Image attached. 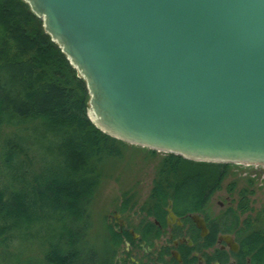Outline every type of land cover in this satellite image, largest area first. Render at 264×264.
<instances>
[{"label":"water","instance_id":"95a60500","mask_svg":"<svg viewBox=\"0 0 264 264\" xmlns=\"http://www.w3.org/2000/svg\"><path fill=\"white\" fill-rule=\"evenodd\" d=\"M107 134L264 165V0H25Z\"/></svg>","mask_w":264,"mask_h":264},{"label":"trees","instance_id":"16d2710c","mask_svg":"<svg viewBox=\"0 0 264 264\" xmlns=\"http://www.w3.org/2000/svg\"><path fill=\"white\" fill-rule=\"evenodd\" d=\"M88 105L84 78L45 31L42 18L25 0H0V172L8 176L0 177V250L15 252L16 217L37 234L54 219L58 225L41 248L45 264H113L110 242L120 235L108 220L93 232L90 207L104 168L122 157L128 143L99 129ZM227 170L228 162L167 152L148 195L158 203L172 197L192 205L219 188ZM247 185L239 188L235 207L225 209L226 227L249 243L253 259L264 261V226L242 215L250 209Z\"/></svg>","mask_w":264,"mask_h":264},{"label":"flooded vegetation","instance_id":"af4514ba","mask_svg":"<svg viewBox=\"0 0 264 264\" xmlns=\"http://www.w3.org/2000/svg\"><path fill=\"white\" fill-rule=\"evenodd\" d=\"M229 198L210 194L186 205L172 197L158 203L155 195H120L108 213L121 238L110 242L113 264H264L226 227Z\"/></svg>","mask_w":264,"mask_h":264},{"label":"rangeland","instance_id":"374dc122","mask_svg":"<svg viewBox=\"0 0 264 264\" xmlns=\"http://www.w3.org/2000/svg\"><path fill=\"white\" fill-rule=\"evenodd\" d=\"M29 133H32V130ZM127 143L123 148L122 157L116 158L113 166L109 165L103 170L101 182L90 207L93 221L91 230L93 232L95 230L98 232V229L103 228L109 220L108 213L112 207L118 204L119 196L124 190L132 189L135 195L149 194L157 163L167 153L154 149L155 153L153 154L149 147ZM37 145H39V141ZM0 177L4 180L8 176L0 172ZM250 177L253 178L252 183H248ZM14 184L16 186L17 182ZM244 185H247L251 190V192H246L250 199V209L242 215L247 214L255 219V223L258 222L264 226L263 164L228 162V170L220 187L212 192L214 200L220 199L227 203L226 195H230L229 205L235 207L239 196L238 190ZM212 204H214L213 200ZM13 222L16 236L11 247L15 252L13 254L6 253L1 248L0 260L2 262L0 264H45L41 257V248L46 245L47 235L53 227L58 225V222L48 219L42 226L41 234H37L36 230L24 221V218L16 217Z\"/></svg>","mask_w":264,"mask_h":264}]
</instances>
